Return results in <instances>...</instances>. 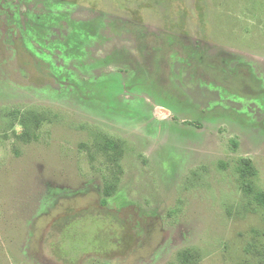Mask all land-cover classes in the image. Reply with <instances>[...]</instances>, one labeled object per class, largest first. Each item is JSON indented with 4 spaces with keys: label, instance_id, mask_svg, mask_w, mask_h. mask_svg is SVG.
Wrapping results in <instances>:
<instances>
[{
    "label": "rangeland",
    "instance_id": "374dc122",
    "mask_svg": "<svg viewBox=\"0 0 264 264\" xmlns=\"http://www.w3.org/2000/svg\"><path fill=\"white\" fill-rule=\"evenodd\" d=\"M257 195L264 0H0V264H264Z\"/></svg>",
    "mask_w": 264,
    "mask_h": 264
},
{
    "label": "trees",
    "instance_id": "16d2710c",
    "mask_svg": "<svg viewBox=\"0 0 264 264\" xmlns=\"http://www.w3.org/2000/svg\"><path fill=\"white\" fill-rule=\"evenodd\" d=\"M232 82H234V81H232ZM231 85H233L232 83H230ZM246 85H248V89L250 88H252V87H254L249 81L246 83V84H241V85H236V89L238 90V92L239 93H241V94H244L243 92H245L247 89H244L245 87H246ZM233 87H235L234 85H233ZM257 91H259V90H257ZM251 93H249L248 95H250ZM242 162L243 163H245V171L246 172H244V174H246V173H251V174H253V170H252V168L250 167V163L247 161V160H242ZM247 184V183H246ZM255 200L257 201V203H260L263 207H264V197L263 196H261V195H257L256 197H255Z\"/></svg>",
    "mask_w": 264,
    "mask_h": 264
}]
</instances>
